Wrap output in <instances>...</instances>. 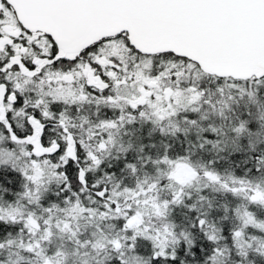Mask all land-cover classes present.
Wrapping results in <instances>:
<instances>
[{"label": "snow or ice", "instance_id": "obj_1", "mask_svg": "<svg viewBox=\"0 0 264 264\" xmlns=\"http://www.w3.org/2000/svg\"><path fill=\"white\" fill-rule=\"evenodd\" d=\"M0 264H264V0H0Z\"/></svg>", "mask_w": 264, "mask_h": 264}]
</instances>
